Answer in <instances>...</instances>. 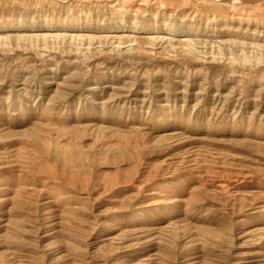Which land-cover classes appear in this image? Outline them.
I'll use <instances>...</instances> for the list:
<instances>
[{
    "label": "rangeland",
    "instance_id": "rangeland-1",
    "mask_svg": "<svg viewBox=\"0 0 264 264\" xmlns=\"http://www.w3.org/2000/svg\"><path fill=\"white\" fill-rule=\"evenodd\" d=\"M0 264H264V0H0Z\"/></svg>",
    "mask_w": 264,
    "mask_h": 264
}]
</instances>
